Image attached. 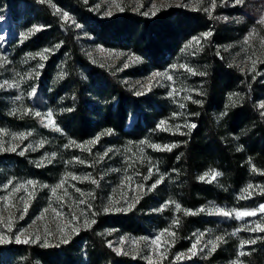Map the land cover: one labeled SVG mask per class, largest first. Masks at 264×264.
Returning <instances> with one entry per match:
<instances>
[{"label": "rangeland", "instance_id": "rangeland-1", "mask_svg": "<svg viewBox=\"0 0 264 264\" xmlns=\"http://www.w3.org/2000/svg\"><path fill=\"white\" fill-rule=\"evenodd\" d=\"M82 1L89 4L88 11L92 16L101 21L120 14L124 9L150 18L160 9H190L203 5L215 23L236 29L235 38L225 42L221 48L227 63L264 82V0H244L242 4H237L235 0H215L214 6L213 0ZM54 10L61 15L62 21L69 20L63 15L66 12ZM69 24L79 32L80 44L94 63L120 75L119 80L138 97L160 89L170 107L167 121L177 127L191 124L185 101L199 87L196 51L202 36L183 43L176 56L156 70L131 47L103 46L91 34L92 22L82 25L71 19ZM36 30L35 25L27 20L10 21L6 11L0 9V236L5 241L0 243V249L18 244L17 236L21 241L27 239L28 242L44 244L67 239L92 221L94 199L97 197L93 191L109 185L96 198L104 211L127 210L139 200L148 203L139 230L128 233L104 230L109 237L108 244L117 253L137 256L148 262L171 254L174 260H185L186 263L191 260L193 264H200L225 242L228 245L226 251H220L223 254L213 264H243L244 255L240 253L247 254L254 243L242 246V242L255 241L260 228L264 227V211L260 210V206L264 205V169L251 163L242 185L237 190H230L229 200L217 202L207 199L196 210L206 219L219 215L216 209L232 213L220 214L224 219L214 222L216 226H225L224 232L228 234L217 232L216 226L205 223L191 232L187 250H173L174 235L170 233L174 232L179 214L189 213L190 210L175 200L173 192L177 188L174 174H164L155 165L160 147H153L158 145L153 132H148L139 141L128 139L120 142L114 149L100 144L98 140L95 143H78L70 138L57 147L54 138L45 136V133L66 135L62 125L67 118L71 98L64 91L57 94L64 78L61 67L55 64L45 83L46 91L57 95L44 109L33 104L41 70L56 55L51 42H46L47 46L41 49L30 48L27 41ZM261 104H264V95L258 104L264 113ZM14 117L35 120L37 126L44 130L40 131L37 127L11 128L8 123ZM160 126L161 122H158L157 127ZM244 138H237L234 145H242ZM14 156L42 170L57 172L43 180L30 177L21 169L13 168ZM213 172L219 175L213 178ZM222 175L220 168L211 166L201 177L218 185ZM151 179H168L167 186L173 191V196H166L156 203L152 201L153 188L157 183ZM249 185L252 187L249 188ZM176 205L180 206L179 209ZM251 211H255V215L239 219L235 215L236 212ZM217 237L223 239L217 241ZM153 240H156L155 244ZM209 241L216 243L214 250ZM11 264L22 263L15 260Z\"/></svg>", "mask_w": 264, "mask_h": 264}, {"label": "trees", "instance_id": "trees-1", "mask_svg": "<svg viewBox=\"0 0 264 264\" xmlns=\"http://www.w3.org/2000/svg\"><path fill=\"white\" fill-rule=\"evenodd\" d=\"M88 6L82 0H0V9L6 11L10 21L27 20L37 28L27 41L30 48L41 49L50 42L55 48L52 62L41 70L33 104L44 109L62 91L71 98L62 125L66 135L45 133L46 137L55 139L57 147L70 138L78 143L98 140L114 149L120 142L139 141L153 132L155 142L160 145L155 165L164 174H174L177 189L173 192L168 188V179H151L157 183L151 200L162 201L166 196H173V192L175 200L190 210L188 214H179L173 232V250L185 251L195 228L205 223L216 226L217 219H224L220 214L206 219L196 210L207 199L229 200L230 190L242 185L251 163L264 169V113L258 106L264 95V82L227 63L221 48L235 38L236 29L215 23L203 5L190 9H160L150 18L124 9L103 21L92 16ZM54 9L66 12L75 23L92 22L91 34L103 46L131 47L156 70L176 56L183 43L202 36L196 51L199 87L185 101L190 125L195 127H177L167 121L170 107L160 89L138 97L119 80L120 75L94 63L80 44L79 32L69 20L62 21ZM206 33L211 35L205 36ZM55 64L61 67L64 78L56 95L46 91L45 83ZM161 121L165 123L157 127ZM8 124L11 128L44 130L28 117H14ZM241 136L245 137L242 145L235 146L234 141ZM173 145L170 150L164 147ZM12 161L13 168L42 180L57 172L42 170L18 156ZM211 166L220 168L223 174L218 185L201 179ZM107 188L109 185L96 188L93 193L99 198ZM97 197L92 221L65 239L67 242L13 243L0 249V264H11L15 260L22 264H193L191 260L189 263L174 260L171 254L148 262L114 251L104 230L125 233L139 230L148 203L139 200L127 210L104 211ZM216 227L217 232L226 231L225 226ZM256 236L255 243L244 255L243 264H264V231ZM227 247L224 242L200 264L217 263L223 254L220 251L225 252Z\"/></svg>", "mask_w": 264, "mask_h": 264}, {"label": "snow or ice", "instance_id": "snow-or-ice-1", "mask_svg": "<svg viewBox=\"0 0 264 264\" xmlns=\"http://www.w3.org/2000/svg\"><path fill=\"white\" fill-rule=\"evenodd\" d=\"M113 2H115V0H113ZM235 2H236L237 4H242V3L244 2V0H235ZM214 4H215V0H213V6H214ZM106 14H110V13H106ZM63 15H64L65 19L68 18V14H67V13H64ZM208 35H211V33H206V34H205V36H208ZM0 39H2V38H0ZM45 51H47V49H46ZM39 55L43 56V53H40ZM261 107L264 108V104H261ZM37 115H39V113H37ZM163 124H164V121H161V125H163ZM190 127H191V128H194L195 125H194V124H193V125H190ZM92 143H95V141H92ZM153 147L159 149L160 146H158V145H153ZM164 147L167 148L168 150H170L171 147H174V145H173V146H164ZM206 175H207V174H206ZM216 175H219V173H215V172L212 173L213 178H215ZM201 179H204V177H201ZM29 183L31 184V183H33V182H32V181H29ZM154 186H155V185H154ZM154 186H153V187H154ZM251 187H252V186L249 185V188H251ZM245 191H247V189H246ZM176 207H177V209H179L180 206H179V205H176ZM108 210H109V209H105V211H108ZM260 210H261V211H264V205H261V206H260ZM201 211H203V209H202ZM216 212H217V213H220V214H223V215H231V214H232V213H229V212H221L220 209H216ZM186 214H188V213H186ZM235 215H236V217L239 219V218H242V217H244V216L255 215V211H251V212H236ZM93 223H94V221H93ZM258 227H259V226H258ZM260 230H261V231H264V228H260ZM166 231H167V230H166ZM170 234H171V235H174L173 233H170ZM21 235H23V234L21 233ZM157 239H159V237H158ZM222 239H223L222 237H217V241H221ZM3 242H5V241H4V237L0 236V243H3ZM16 242H18V243H19V242L27 243L28 240L25 239L24 241H21V240H20V237L17 236V237H16ZM64 242H67V241L65 240ZM152 243L155 244V243H156V240H153ZM209 243L212 244V248H213V250H214L215 247H216V243L213 242V241H209ZM244 243L252 244V243H255V241L242 242V246H243ZM195 248H196V245L194 244V245H193V249H195ZM190 251H191V249H190ZM193 254H195V253H193ZM240 255H245V253L241 252Z\"/></svg>", "mask_w": 264, "mask_h": 264}]
</instances>
